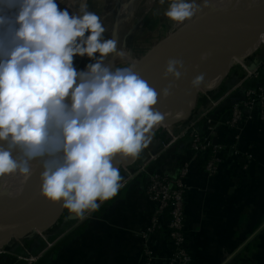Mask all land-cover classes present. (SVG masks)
<instances>
[{"label": "clouds", "instance_id": "clouds-1", "mask_svg": "<svg viewBox=\"0 0 264 264\" xmlns=\"http://www.w3.org/2000/svg\"><path fill=\"white\" fill-rule=\"evenodd\" d=\"M198 10L195 0H170L164 15L182 25ZM105 32L84 0L76 13L57 0H0V180L38 163L40 195L80 220L118 195L114 160L138 158L164 120L133 67L105 63L126 54ZM75 57L91 62L77 70ZM182 73V61L169 60L164 78Z\"/></svg>", "mask_w": 264, "mask_h": 264}, {"label": "crops", "instance_id": "crops-1", "mask_svg": "<svg viewBox=\"0 0 264 264\" xmlns=\"http://www.w3.org/2000/svg\"><path fill=\"white\" fill-rule=\"evenodd\" d=\"M256 60L264 62V52L249 62ZM241 75L239 70L230 76L212 98L237 85ZM208 108L206 102L200 111ZM258 115L256 110L255 120L235 129L218 125L214 141L226 151L215 176L204 172V157L194 159L187 139L172 145L149 165L150 170L175 178L181 165L190 163L186 236L192 264H264V123ZM156 138L142 151L135 166L120 171L121 183L128 179V172L163 150L166 135ZM140 177L130 180L114 199L101 204L88 218L75 220L66 214L47 233L40 234L56 244L38 264H141L144 241L140 233L149 226L156 205L145 196L146 180ZM167 223L164 217L161 230L149 243L155 255L153 264H166L171 256ZM24 243L34 252L46 244L43 238Z\"/></svg>", "mask_w": 264, "mask_h": 264}, {"label": "bare ground", "instance_id": "bare-ground-1", "mask_svg": "<svg viewBox=\"0 0 264 264\" xmlns=\"http://www.w3.org/2000/svg\"><path fill=\"white\" fill-rule=\"evenodd\" d=\"M88 0H84L87 3ZM135 0H113V3H120L117 5L118 17L120 20L126 15ZM214 1V0H213ZM82 2V0H57L60 9L67 8L70 12L75 13L74 5ZM146 2V1H145ZM195 0L198 5V12L196 16L179 25V29L183 32L189 23L200 25L205 23L202 19L201 9L205 6L207 12L211 11L212 5L219 10H226L231 7V12L227 16L228 19L216 22L212 29L210 37L203 39L198 47L211 45L210 50L204 52L198 60H189L183 63V73L179 81H173L170 77L164 78V72L161 75L152 79L151 86L158 94V103L155 109L164 115V120L156 126V131L160 129H170L173 124L184 121L190 117L191 111L196 107L198 98L203 94V91H213L217 89L229 74L231 67L236 63L242 61L243 58L259 51L264 44V36L254 40L253 43L241 48H235L231 39L247 38L257 33V28L252 27L249 23L251 19L258 20L256 23L264 21V0H222L221 7L219 4H214L212 0ZM216 3V2H215ZM204 4V5H203ZM74 9L76 10L74 12ZM113 9L102 13L101 21L106 29L105 36L109 38V19L113 15ZM204 20V21H203ZM119 22V21H118ZM115 30V29H114ZM114 35V34H113ZM240 45V44H239ZM237 50L232 54L231 61H226L227 49ZM193 55V54H191ZM113 58H108L105 63L110 64ZM115 60V59H114ZM132 61V60H131ZM75 62V61H74ZM146 62V61H145ZM133 63V62H132ZM77 68V66H76ZM203 75L204 80L198 88L191 87L192 81L197 77ZM147 82L149 79L144 75H140ZM171 87V94L167 97L163 96L164 89ZM133 159L116 158L114 166H126L133 163ZM42 168L38 163L32 165V171L29 175H22L19 173L12 174L4 178L1 189L0 199H9L11 195H20L21 197L14 206L8 208H0V233L8 231L13 226L23 225L32 227L26 233H20L17 236L9 238L7 241L0 244V250L5 245L9 244L13 238H22L26 236H35L38 234H45L44 227L52 225L62 211V204H53L40 195V174Z\"/></svg>", "mask_w": 264, "mask_h": 264}, {"label": "built area", "instance_id": "built-area-1", "mask_svg": "<svg viewBox=\"0 0 264 264\" xmlns=\"http://www.w3.org/2000/svg\"><path fill=\"white\" fill-rule=\"evenodd\" d=\"M242 65L241 80L237 85L221 95L218 99L209 100V108L202 111L195 118L185 125L180 134L168 130L163 133L169 137L163 150L157 155H153L148 163L140 165L136 170L128 172V179L122 183L125 187L130 180L139 176H144L146 186L144 194L149 201L156 204V208L151 217L147 229L140 233L144 241V251L141 264H153L155 255L149 246L151 239L161 230L162 220L168 218L167 235L171 244L172 253L166 264H192L193 259L187 248L186 236V199L191 188L186 179L190 171V163L184 162L179 170L177 177L172 178L167 173L150 170V163L156 161L160 154L169 149L178 141L189 139V146L193 152L194 159H200L208 155L204 165V172L208 176H215L219 166L223 161V154L226 148L216 144L214 137L217 134L218 125L228 128H237L243 122L255 120L254 112L259 111L258 120L264 123V85L254 88H246L249 80H257L260 77V69L264 67V62L260 63L253 71H249L248 65ZM219 89L221 87H218ZM244 90L242 101L236 103L227 116L216 120L212 117V111L217 108L226 98L237 90ZM218 90V89H217ZM216 90V91H217ZM200 125H202L201 128ZM236 154L238 152L236 151ZM248 165H246V168ZM91 215V214H90ZM89 215L87 216V218ZM45 240V247L39 251H32L28 243H25L18 252L2 250L0 258H6V262L0 259V264H38L54 246L55 242Z\"/></svg>", "mask_w": 264, "mask_h": 264}, {"label": "rangeland", "instance_id": "rangeland-1", "mask_svg": "<svg viewBox=\"0 0 264 264\" xmlns=\"http://www.w3.org/2000/svg\"><path fill=\"white\" fill-rule=\"evenodd\" d=\"M169 3L170 0H165L163 4L160 3V0H135L132 7L125 12L126 15H124V18L120 20V17H118V14L116 13L118 12L117 5L120 4L119 2L113 3V0L87 1L88 10L96 13L100 16V18L103 12L110 11L111 9L115 10L108 21L110 25L109 30L111 31L109 38L114 39L117 43V49L124 50L126 54L121 57H117L115 55L111 56L110 58H113V60L109 65H112L113 67H133V65L138 62L144 65L146 71L151 72L149 61L150 56L147 57V54H149L152 49L156 48L159 38L166 33L167 26L171 23L164 15ZM80 4L81 2L77 3L74 5V8L78 10ZM75 9L74 12L76 11ZM261 52H264V44L259 51L252 54V57ZM249 59H251V57ZM74 61V66H77V70H83L85 66L91 62L86 57H75ZM242 63L243 62L241 61L236 62L231 67V70L226 79L223 81V84L226 83V80L234 73L242 70ZM165 68L166 66L164 69H160V73H163ZM223 84L219 87H222ZM217 89L213 91H203V94L198 98V104L190 113L191 120L196 117L194 115H196L198 110L201 112L200 108L202 106L205 107L206 102L209 103L210 98ZM188 119L173 124L171 129L158 130L155 134V138H158L163 133H167L166 131L168 130L174 131V134L179 135L181 129L189 123ZM39 235L40 234L33 237L27 236L23 239L13 238L10 243L4 246L0 251L8 250L17 252L18 250H21L23 245H25L24 242L35 238H41Z\"/></svg>", "mask_w": 264, "mask_h": 264}, {"label": "water", "instance_id": "water-1", "mask_svg": "<svg viewBox=\"0 0 264 264\" xmlns=\"http://www.w3.org/2000/svg\"><path fill=\"white\" fill-rule=\"evenodd\" d=\"M205 1L206 0H203L202 3H205ZM212 2L214 4L218 3L220 7L222 6L221 5L222 0H214V1L212 0ZM209 7H211V11L207 12V10H205L206 9L205 6H203L200 12L202 19L204 18L206 21L205 23H201L200 25L189 23L183 32L180 31L179 25L174 24L172 22L170 23L169 26H167V31L164 35H162L159 38L156 48L152 49L151 52L147 54V57L150 56L149 61H150V66H151L150 68L151 72L146 71L142 63L137 62L136 64L133 65L135 72H137L139 75H144L145 77L149 79L148 83L150 86H153L152 79L162 74V73L160 74V71H161L160 69H164V67L167 65V62L169 60H179V61H182V63L187 62L189 60H198L204 52L210 50L211 45H209L208 43L200 47H198V44L203 39L211 36L212 29L214 28L216 22H219L220 20L223 21V19L224 20L228 19L227 16L231 12V7H228L226 10H222V11L212 5H209ZM221 9L223 8L221 7ZM251 20L252 21L249 23V25L252 27H256L257 33L247 38L242 37L240 39L239 38L231 39L230 41L232 42L231 44H233L234 49L239 48L241 44L242 46L251 44L254 42V40L258 39L259 37L264 36V21L256 23L258 20H255V19H251ZM6 39H7V36H5V40ZM234 49H229V48L227 49L226 61L228 62L231 61L232 54H234L237 51ZM250 57H252V54L243 58L241 61L243 62L242 64L247 65L248 59ZM259 65L260 63L256 60L254 63L248 65V69L249 71H253ZM155 131H156V126L152 130V140L155 138V134H156ZM166 138L169 139L168 136H166ZM139 157L136 158L135 161L129 165H126V166L120 165L118 167L119 170L122 171L124 169L132 168L133 166L137 164ZM3 180L4 179L0 180V189L3 183ZM20 197H21V194L11 195L10 197H8L9 199H0V208H8V207L14 206L16 203L19 202L18 200L20 199ZM66 214H69V218L78 220L77 217L70 214L66 209L62 208V211L59 214L56 221L52 225H46L44 227V232L47 233ZM21 222L22 223H20V225L13 226L11 227V229H8V231L3 232L5 234H2V232L0 233V244L7 241L9 238H12L13 236H17L20 233H26L32 228L30 226L23 225L24 224L23 221ZM26 237L17 238V239H23Z\"/></svg>", "mask_w": 264, "mask_h": 264}, {"label": "trees", "instance_id": "trees-1", "mask_svg": "<svg viewBox=\"0 0 264 264\" xmlns=\"http://www.w3.org/2000/svg\"><path fill=\"white\" fill-rule=\"evenodd\" d=\"M259 85H264V67H262L260 69V77L257 80H249L246 83V88H254L257 87ZM223 94V92H220L217 97L215 99H218L219 97H221V95ZM244 97V90L239 89L236 92H234L232 95H230L228 98H226L217 108H215L211 115L214 119L219 120L224 116H227L228 113L230 112V110L232 109V107L242 101ZM189 140V139H187ZM205 161H207L208 159V155L203 156ZM206 162H203V164L205 165ZM142 178H144V176H141ZM140 177V178H141ZM155 204V203H154ZM156 205V204H155ZM20 251V250H18ZM17 251V252H18ZM3 262H6V258H0Z\"/></svg>", "mask_w": 264, "mask_h": 264}]
</instances>
